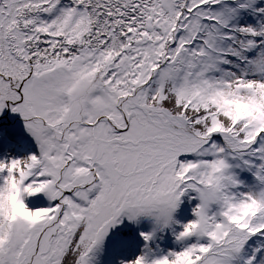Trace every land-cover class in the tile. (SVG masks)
I'll list each match as a JSON object with an SVG mask.
<instances>
[{
	"label": "snow or ice",
	"instance_id": "6c2138e0",
	"mask_svg": "<svg viewBox=\"0 0 264 264\" xmlns=\"http://www.w3.org/2000/svg\"><path fill=\"white\" fill-rule=\"evenodd\" d=\"M0 264H264V0H0Z\"/></svg>",
	"mask_w": 264,
	"mask_h": 264
},
{
	"label": "rangeland",
	"instance_id": "374dc122",
	"mask_svg": "<svg viewBox=\"0 0 264 264\" xmlns=\"http://www.w3.org/2000/svg\"><path fill=\"white\" fill-rule=\"evenodd\" d=\"M5 125H11L12 130L15 132L16 136L20 138L21 142L10 144L6 138L2 144L3 150H10L13 153L19 155L23 154V152L28 151L29 148L32 147L30 140H28V138L24 136L20 123L17 119L11 117L6 118Z\"/></svg>",
	"mask_w": 264,
	"mask_h": 264
},
{
	"label": "bare ground",
	"instance_id": "6f19581e",
	"mask_svg": "<svg viewBox=\"0 0 264 264\" xmlns=\"http://www.w3.org/2000/svg\"><path fill=\"white\" fill-rule=\"evenodd\" d=\"M21 126V125H20ZM46 201L40 199V200H36V201H32L30 202V206L32 207H36V206H44L46 203Z\"/></svg>",
	"mask_w": 264,
	"mask_h": 264
}]
</instances>
